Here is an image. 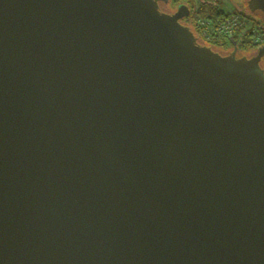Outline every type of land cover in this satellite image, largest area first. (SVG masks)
Returning a JSON list of instances; mask_svg holds the SVG:
<instances>
[{
  "label": "water",
  "instance_id": "obj_1",
  "mask_svg": "<svg viewBox=\"0 0 264 264\" xmlns=\"http://www.w3.org/2000/svg\"><path fill=\"white\" fill-rule=\"evenodd\" d=\"M160 1L0 0V264H264V46Z\"/></svg>",
  "mask_w": 264,
  "mask_h": 264
},
{
  "label": "flooded vegetation",
  "instance_id": "obj_2",
  "mask_svg": "<svg viewBox=\"0 0 264 264\" xmlns=\"http://www.w3.org/2000/svg\"><path fill=\"white\" fill-rule=\"evenodd\" d=\"M218 1L219 7H223V3L221 0H161L160 1V7L162 11L174 14L177 12L181 7L186 6L190 10V14L188 16L183 17V19L180 21L183 25L188 27H193V21H195L196 13L199 12V10L203 8L212 7L213 4H216ZM230 3L233 5L234 11L242 14L243 16L251 19L253 23H255L257 26L264 28V16L259 13H250L247 8V1L248 0H229ZM217 3V4H218ZM222 10V9H221ZM224 12V10H222ZM186 13V11H184ZM206 42L205 40L201 39L200 43ZM209 44V43H208ZM212 44V45H211ZM210 45L214 50L217 52H220L224 55H228L231 53H236L237 56H248L251 57L255 55L257 52V49L259 47H256L254 45H249L247 42L242 40H236V39H228V41L214 44L210 42ZM261 46H264V36H263V43ZM261 66L264 68V58L261 60Z\"/></svg>",
  "mask_w": 264,
  "mask_h": 264
},
{
  "label": "trees",
  "instance_id": "obj_3",
  "mask_svg": "<svg viewBox=\"0 0 264 264\" xmlns=\"http://www.w3.org/2000/svg\"><path fill=\"white\" fill-rule=\"evenodd\" d=\"M213 1V0H211ZM218 1L216 2V4H213L212 7H208V8H203L201 10H199L198 13H196V18L195 21H193V30L195 31V33L201 37L200 32L201 30L199 29L198 25H197V19L203 18V19H207V20H211L214 22H219V21H223L226 18L231 17L232 15L238 16L241 21H242V25L241 27L237 30V32L231 37H221V38H216L215 36L212 37V41H210L211 43L214 44H219L225 41H228V39H236V40H242L247 42L249 45H252V40H253V36L256 35H261L262 37L264 36V28H261L259 26H257L255 23H253V21L245 16H243L240 13L237 12H230V13H225L221 10V8L219 7V3ZM200 15V16H199ZM202 38V37H201ZM203 40H205L206 42L210 43L209 41H207L206 39L202 38ZM217 40V41H216Z\"/></svg>",
  "mask_w": 264,
  "mask_h": 264
},
{
  "label": "built area",
  "instance_id": "obj_4",
  "mask_svg": "<svg viewBox=\"0 0 264 264\" xmlns=\"http://www.w3.org/2000/svg\"><path fill=\"white\" fill-rule=\"evenodd\" d=\"M196 21L199 29L201 30V37L209 42L212 41V37L214 36L217 39L221 37L231 38L242 25L240 18L235 15H232L231 17L219 22H214L200 17ZM252 38V45L261 47V44L263 43L262 36L256 35Z\"/></svg>",
  "mask_w": 264,
  "mask_h": 264
},
{
  "label": "rangeland",
  "instance_id": "obj_5",
  "mask_svg": "<svg viewBox=\"0 0 264 264\" xmlns=\"http://www.w3.org/2000/svg\"><path fill=\"white\" fill-rule=\"evenodd\" d=\"M221 2L223 3V7L221 9L224 10L225 13H230V12L234 11L233 5H232V3H230L229 0H221ZM240 21H241V19H240Z\"/></svg>",
  "mask_w": 264,
  "mask_h": 264
}]
</instances>
